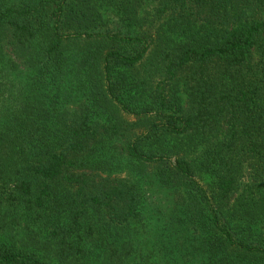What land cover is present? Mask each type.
<instances>
[{
  "label": "trees",
  "instance_id": "16d2710c",
  "mask_svg": "<svg viewBox=\"0 0 264 264\" xmlns=\"http://www.w3.org/2000/svg\"><path fill=\"white\" fill-rule=\"evenodd\" d=\"M108 2L117 20L107 17ZM104 41L137 49L100 52ZM74 42L80 47L70 53ZM14 45L34 75L20 88L6 51L16 55ZM155 46L170 77L193 68L185 76L188 110H167L173 93L164 87L155 110L146 99L132 105L141 92L121 96L120 84L123 92L131 86L115 81L113 70L132 69ZM69 79L80 82L74 113L63 103L72 95ZM124 112L158 121L132 138ZM157 134L187 139L184 154L144 148ZM123 161L139 174L157 168V180L177 195L174 220L197 235L206 264H264L255 212L264 202V0H0L3 194L62 245L77 234L63 257L104 264L98 248H132V225L141 220V176L113 174ZM49 203L40 222L36 210ZM0 264L49 262L0 239Z\"/></svg>",
  "mask_w": 264,
  "mask_h": 264
},
{
  "label": "rangeland",
  "instance_id": "374dc122",
  "mask_svg": "<svg viewBox=\"0 0 264 264\" xmlns=\"http://www.w3.org/2000/svg\"><path fill=\"white\" fill-rule=\"evenodd\" d=\"M112 5L107 3L106 15L111 16L113 20H117V13L112 10ZM144 14V10L141 11ZM110 18V20H111ZM16 46L17 44L14 43ZM14 45V47H15ZM80 47L79 42L69 43L67 50L73 53ZM12 48L10 51L6 49L8 56L10 57V67L13 72V79L16 82L18 88H20L27 80L34 78L33 68L28 62L27 56L17 50L16 55H12ZM110 48L124 49L130 52L136 51L137 48H131L115 42H103L98 46V50L101 52ZM97 52V50H96ZM18 53V54H17ZM158 58V46L153 47L147 57L143 59L140 64H137L130 70L115 69L113 70L115 81L122 82L131 86L128 91L122 90L121 96L127 92H140L143 96H137L138 98L132 99L131 103L135 106L134 100H139L138 108L149 104L152 110L158 109V88H166L167 91L173 93L170 100L167 99V103L171 107V112H181L188 110L191 107V101L189 98L190 83L185 79V76H192L193 68L185 70L176 78L170 77L163 70L161 59ZM29 63V65H28ZM181 76V77H180ZM80 82H76L69 79L65 83V87L71 91V97L65 99L64 107L66 111L76 112V108L79 106V86ZM130 98V97H129ZM145 99L147 103H145ZM127 101H129L127 99ZM118 109V108H117ZM117 109H114V111ZM119 111V110H118ZM122 111V110H121ZM123 118L127 121V129L135 138L145 132L150 126L153 120H157V117H137L131 114H125ZM224 124L226 122L224 121ZM187 139H170L167 136L153 137L151 143L144 148L151 147L157 152L170 155L174 158L178 156V151L184 154V149L179 147L181 143H185ZM124 166L122 170L115 172V175H122L127 177H138L139 191L141 197V220L133 223V246L114 248L108 245L105 248H98L99 253L102 254L104 264H206V255L199 250L197 235L194 231L187 226L180 225L174 220L176 211H178L179 205L176 203V194L171 191L166 185L161 183L156 178L157 168L146 167L142 169L139 174L137 169H133L131 165L123 161ZM161 167L158 165V170ZM198 178L200 182L206 186V188L213 189L212 179L207 175L199 174ZM247 177H243L239 181L238 190L239 193L242 188L247 184ZM61 190V187H59ZM74 191H78L77 189ZM14 202V200H13ZM54 203L47 204L46 207L37 208L41 217L40 222L43 221V215L45 209ZM256 215L259 218V226L264 229V202L256 204ZM29 214L19 212L18 208L14 206L10 196L3 194L2 188L0 189V239L3 240L7 246L16 247L26 250L39 257L46 259L49 264H59L60 260L65 259L71 263H75L76 257H63L61 252H69L64 250V246L73 243L77 239V234L74 233L68 237L67 243L64 245L60 242V237L50 236L48 231H45L39 227L32 219L28 218ZM176 221V222H175ZM53 230V228H50ZM77 250V249H76ZM116 253L117 257H121L117 261L113 254ZM110 257V260H108Z\"/></svg>",
  "mask_w": 264,
  "mask_h": 264
}]
</instances>
